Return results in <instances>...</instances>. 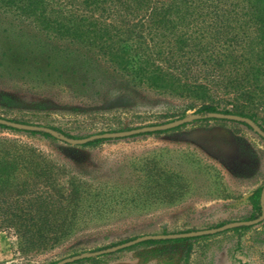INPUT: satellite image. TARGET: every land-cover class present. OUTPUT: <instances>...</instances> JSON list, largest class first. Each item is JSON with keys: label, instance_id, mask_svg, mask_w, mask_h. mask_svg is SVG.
Segmentation results:
<instances>
[{"label": "trees", "instance_id": "1", "mask_svg": "<svg viewBox=\"0 0 264 264\" xmlns=\"http://www.w3.org/2000/svg\"><path fill=\"white\" fill-rule=\"evenodd\" d=\"M0 70L29 94L58 92L97 103L85 113L56 116L100 119L107 132L136 128L123 117L132 112L129 99L141 95L167 104L157 116L166 122L189 111L203 117L194 122L217 120L206 116L220 113L248 118L264 132V0H0ZM32 106L20 119H4L81 138L52 125L53 113L42 104ZM0 130L56 140L45 132L3 125ZM133 167L138 175L132 184L73 174L63 183L64 167L28 144L0 138V232L15 237L18 251L43 252L95 222L182 198L179 177L158 161L137 160ZM260 193L261 188L248 197L250 219L261 214ZM208 237L146 241L125 250ZM187 259L184 254L182 264Z\"/></svg>", "mask_w": 264, "mask_h": 264}, {"label": "rangeland", "instance_id": "2", "mask_svg": "<svg viewBox=\"0 0 264 264\" xmlns=\"http://www.w3.org/2000/svg\"><path fill=\"white\" fill-rule=\"evenodd\" d=\"M108 99L104 100L106 105ZM129 101L127 106L132 112L123 117L126 126L168 123L157 117L168 108L159 98L141 95ZM34 103L52 112L48 121L71 135L84 138L107 132L106 122L100 119L56 116L71 110L85 113L97 103L72 100L58 92L29 94L16 77L8 78L0 70L1 118L20 119ZM138 112L145 114L140 119L132 117ZM191 114L189 111L186 116ZM0 138L28 144L64 167L67 175L63 183L73 174L100 182L132 184L138 175L134 162L150 158L177 174L184 187L182 198L172 204L95 222L48 251H18L15 237L0 232V264H55L142 236L195 232L254 220L250 219L248 197L264 186V141L241 123L226 120L191 122L164 134L109 140L85 148L2 130ZM184 254L188 255L187 264H264V220L245 231L232 229L191 243L138 246L97 257L98 261L87 264H182Z\"/></svg>", "mask_w": 264, "mask_h": 264}, {"label": "water", "instance_id": "3", "mask_svg": "<svg viewBox=\"0 0 264 264\" xmlns=\"http://www.w3.org/2000/svg\"><path fill=\"white\" fill-rule=\"evenodd\" d=\"M202 118L203 117L201 116H196V115L191 114L189 116H185L183 118L176 119L174 121L161 124V125L143 126L140 128H135L129 131H122V132H105L101 134H93L88 137L78 138V139L67 138L63 135H58L55 131L49 128H44L42 126L18 124V123L5 120L3 118H0V125L10 127V128H13L19 131L45 132L47 134H50L53 138L58 139L60 142L64 144H67L69 146H74V147H81V146H85L86 144L96 141V140H120V139L131 138L133 136H137L141 134L169 131V130H173L178 127H181L183 125L189 124L191 122L200 120ZM206 118L226 120L230 122L245 124L248 128H250L255 134H257L264 141V132L252 120L248 118L240 117L237 115H224L220 113L208 114ZM260 206H261V214L258 218L254 220L229 223L221 227L209 229V230L187 232V233H181V234L142 236L132 241H129V242H126V243H123V244H120V245H117V246H114L108 249L92 252L89 254H81V255L72 256L70 258H66L61 261H58L55 264H70V263L83 260V259H87V258H97V257L103 256L106 254H112V253H116L121 250H125L127 248H130L132 246L138 245L146 241H165V240H174V239H180V238H198V237H203V236L215 235V234H218L224 231H228V230H232V229H236L240 227H252V226L258 225L264 220V186L262 187L261 193H260Z\"/></svg>", "mask_w": 264, "mask_h": 264}]
</instances>
